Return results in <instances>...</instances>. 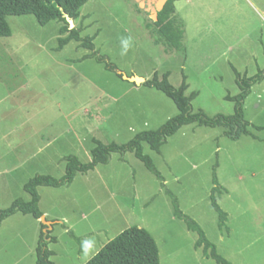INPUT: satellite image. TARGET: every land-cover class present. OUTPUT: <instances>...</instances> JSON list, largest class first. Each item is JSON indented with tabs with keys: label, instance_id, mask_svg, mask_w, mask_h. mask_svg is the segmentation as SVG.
Here are the masks:
<instances>
[{
	"label": "rangeland",
	"instance_id": "rangeland-1",
	"mask_svg": "<svg viewBox=\"0 0 264 264\" xmlns=\"http://www.w3.org/2000/svg\"><path fill=\"white\" fill-rule=\"evenodd\" d=\"M166 0H89L72 21L93 51L124 76L148 80L169 72L182 77L194 112L230 115L236 95L234 71L247 76L264 68V16L254 0L175 2L183 22V52L156 40L146 24ZM11 36L0 37V210L29 200L23 185L35 175L59 179L65 157L90 161L93 139L123 144L136 133L155 130L177 114L163 93L119 78L71 41L55 51L62 22L40 26L32 15L8 16ZM132 45L121 54V39ZM252 136L231 140L221 127L189 124L167 138L156 153L143 144L164 182L133 153H112L107 164L61 187L40 186L38 207L51 223L48 244L55 264H84L82 242L100 249L121 231L137 226L156 241L160 264H216L195 248L197 234L173 214L171 197L193 219L230 264H264V80L244 101ZM262 127L263 129H256ZM254 136V137H253ZM215 170L227 214L218 227L211 206ZM40 220L20 212L0 223V264H36ZM43 230V229H42Z\"/></svg>",
	"mask_w": 264,
	"mask_h": 264
},
{
	"label": "trees",
	"instance_id": "trees-1",
	"mask_svg": "<svg viewBox=\"0 0 264 264\" xmlns=\"http://www.w3.org/2000/svg\"><path fill=\"white\" fill-rule=\"evenodd\" d=\"M88 1L0 0V37L11 36V29L7 22L8 16L32 15L40 26H45L50 21L62 22L63 26L59 28V33L64 36L57 39L55 51L62 50L71 41L79 42L81 47L91 50L90 58H93L99 64H103L106 70L114 71L119 78H122L123 74L118 72L114 63L110 62L105 56L93 51L92 36H81L77 28H69L68 19L76 20L79 17L80 8ZM176 1L178 0H166L161 9L157 11L156 20L146 25L151 28V33L155 35L156 40L163 43L168 50L183 52L184 54L185 50L182 43L184 28L183 22L175 13ZM233 71L238 93L233 96L226 95L225 99L233 102L234 111L230 115L216 114L213 117L207 116L202 110L193 111L191 101L196 97L197 92L192 91L186 95L188 84L185 81V76L182 77L181 84L176 88L168 80L169 72H164L161 77L154 72L152 77L145 80L142 85L155 89L171 99L177 109L175 116L155 130H143L136 133L123 144L113 141L104 144L100 140L93 139V147L90 149V161L81 162L77 156L68 155L65 157V169L61 178L56 179L49 175H35L30 178L23 185V190L30 197L29 200L15 199L9 207L0 210V223L18 212L31 215L34 219L39 220L43 213L38 207V187L68 185L77 173H86L99 164H107L112 153H118L119 155H124L127 152L133 153L149 172L161 182H164L152 159L144 154L143 144H147L149 149L159 153L167 138L174 135L182 126L195 124L211 128L221 127L223 135L231 140H237L242 136H252L249 129L250 123L244 117V101L250 94L252 86L264 80V68L258 69L252 76L241 74L234 68ZM256 129L263 128L256 127ZM212 184L210 202L217 213L218 227L223 229L226 228L227 214L219 207L216 200L215 194L221 193L222 187L218 184L215 170L212 173ZM169 195L174 216L183 220L186 228L197 234L194 247H201L203 253L212 258L216 264H230L218 254L216 246L206 238L202 228L180 210L176 197L171 193ZM44 228L45 225L40 223V233L35 249V263L55 264L50 260L53 252L48 249V244L55 242V238L50 236V231L44 232L42 230ZM88 264H160L159 251L156 241L147 230L131 226L121 231L101 247L98 254Z\"/></svg>",
	"mask_w": 264,
	"mask_h": 264
},
{
	"label": "clouds",
	"instance_id": "clouds-1",
	"mask_svg": "<svg viewBox=\"0 0 264 264\" xmlns=\"http://www.w3.org/2000/svg\"><path fill=\"white\" fill-rule=\"evenodd\" d=\"M121 54H126L128 49L132 45V40L130 37H125L121 39ZM82 253L84 264H88L90 260L98 254L99 248L96 246L94 239H89L82 242Z\"/></svg>",
	"mask_w": 264,
	"mask_h": 264
},
{
	"label": "water",
	"instance_id": "water-1",
	"mask_svg": "<svg viewBox=\"0 0 264 264\" xmlns=\"http://www.w3.org/2000/svg\"><path fill=\"white\" fill-rule=\"evenodd\" d=\"M68 23H69V28L71 29L72 26H73V22L72 20H69L68 19ZM122 77L130 82H133L134 84L136 85H140L141 83H144L145 79L143 77H139V76H136V75H133L131 77H127V76H124L122 75ZM43 225H45V228L43 229L44 232H47L51 229V223L46 221L44 216L42 215L39 219Z\"/></svg>",
	"mask_w": 264,
	"mask_h": 264
},
{
	"label": "crops",
	"instance_id": "crops-1",
	"mask_svg": "<svg viewBox=\"0 0 264 264\" xmlns=\"http://www.w3.org/2000/svg\"><path fill=\"white\" fill-rule=\"evenodd\" d=\"M185 2L186 3H189V4H193L194 2H195V0H185ZM251 2H252V0H251ZM254 2H256L259 6H260V4L261 5H264V0H254ZM259 8H261V10H262V15L264 16V8H262V7H259ZM263 55H264V51H263ZM264 57V56H263ZM37 221V220H36Z\"/></svg>",
	"mask_w": 264,
	"mask_h": 264
}]
</instances>
